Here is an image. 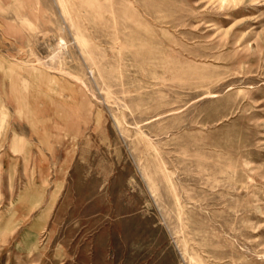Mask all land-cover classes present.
Listing matches in <instances>:
<instances>
[{"label": "rangeland", "instance_id": "rangeland-1", "mask_svg": "<svg viewBox=\"0 0 264 264\" xmlns=\"http://www.w3.org/2000/svg\"><path fill=\"white\" fill-rule=\"evenodd\" d=\"M0 191V264H264V0H0Z\"/></svg>", "mask_w": 264, "mask_h": 264}, {"label": "bare ground", "instance_id": "bare-ground-1", "mask_svg": "<svg viewBox=\"0 0 264 264\" xmlns=\"http://www.w3.org/2000/svg\"><path fill=\"white\" fill-rule=\"evenodd\" d=\"M224 1V0H223ZM222 2V1H221ZM123 15V14H122ZM121 17V16H120ZM122 19V18H121ZM120 19V20H121ZM125 19V18H124ZM127 19V18H126ZM115 20V19H114ZM117 20H119V19H117ZM119 20V23H122L121 21L123 20H121L120 21ZM115 22V21H114ZM124 23H125V21H123ZM118 23V24H119ZM127 23H129V22H127ZM125 25H123V28H126V27H124ZM119 27V26H118ZM123 28L121 29V30H123ZM128 28V27H127ZM172 28V27H171ZM128 31H130V30H128ZM129 33V32H128ZM128 35V34H127ZM122 37H123V34H122ZM126 37V36H125ZM153 38V37H152ZM125 41V40H124ZM134 43V42H133ZM152 43V42H151ZM147 44V43H146ZM121 45H122V40H121V35H120V30L118 29V30H116V32H115V38H114V51H115V55L117 56V58L118 59H121L120 58V54H121ZM151 45V44H150ZM154 45V44H153ZM157 45V44H156ZM155 45V46H156ZM138 46H139V44H138ZM144 46V45H143ZM149 46V45H148ZM141 47V46H140ZM150 47V46H149ZM154 47V46H153ZM159 47V46H158ZM157 46H156V48H158ZM63 48V47H62ZM138 48V47H137ZM144 48H145V46H144ZM147 48V47H146ZM145 48V49H146ZM139 49V48H138ZM151 49H153V48H151ZM161 49V48H160ZM160 49L158 48V53H157V55L159 54V52H160ZM139 50H141L142 51V49H139ZM147 50H149L148 48L146 49V50H144V51H147ZM135 51H137V50H135ZM172 51V50H171ZM157 52V51H156ZM141 53V52H140ZM147 53H149L148 51H147ZM155 53V52H154ZM161 53H163V51L161 52ZM160 53V54H161ZM174 53V52H173ZM173 53H171V54H173ZM137 54V53H136ZM139 54V53H138ZM142 54V53H141ZM150 54H152V53H150ZM164 54V53H163ZM168 54V53H167ZM153 55V54H152ZM114 56V55H113ZM135 56V55H134ZM160 56V55H159ZM161 56H162V54H161ZM167 56H170V55H167ZM115 57V56H114ZM127 57V56H126ZM134 58H136V57H134ZM129 60V59H128ZM131 60V59H130ZM133 60V59H132ZM135 60V59H134ZM140 59H138V61H139ZM120 61H122V59L120 60ZM134 62V61H133ZM139 62H141V61H139ZM147 62V61H146ZM138 63V62H137ZM136 63V64H137ZM144 63H145V61H144ZM143 63V64H144ZM125 64V63H124ZM147 64H148V62H147ZM12 65H13V63H12ZM118 65V64H117ZM123 65V64H122ZM152 65V64H151ZM120 66H121V64H120ZM136 66V65H135ZM141 66H142V64H141ZM140 66V67H141ZM118 67V66H117ZM138 67V66H137ZM153 67V66H152ZM18 68V67H17ZM119 68V67H118ZM8 69H9V67H8ZM13 70V69H12ZM139 70V69H138ZM153 71V70H152ZM151 71V72H152ZM137 72V71H136ZM141 72V71H140ZM154 72V71H153ZM172 72V71H171ZM150 73V72H149ZM155 74H156V72H154ZM138 74V73H137ZM143 74V73H142ZM150 75V74H149ZM148 75V76H149ZM152 75V74H151ZM150 75V76H151ZM145 76V75H144ZM147 76V75H146ZM156 77H157V74H156ZM149 78V77H148ZM150 78H152V77H150ZM155 77H153V79H154ZM157 80V79H156ZM159 80H161L160 78H159ZM13 148H14V146H15V144H17V142L16 143H14L13 142ZM12 147V146H11ZM17 150V149H16ZM13 151H14V149H13ZM20 151V150H19ZM22 151V150H21ZM14 152H17V151H14ZM42 182V184H45L46 183V180H42L41 181ZM41 184V185H42ZM14 190V189H13ZM0 196H1V191H0ZM30 198H32V197H30ZM33 200V199H32ZM31 201V200H30ZM36 201V200H35ZM34 202V201H33ZM35 207H36V204L35 203H31L30 204V206L28 205V206H26V207H22V212L19 214V215H17V213H18V207L17 206H15V202H10V204H9V208H7V210H6V212H4V213H1L0 214V221L1 222H3V227H1L0 228V240H1V238L3 237V235L5 234V233H7V232H12L13 230H14V227H16L19 223H22V222H26V221H28V219H29V216H30V212L33 210V209H35ZM5 223H6V225H5ZM11 225H12V227H11ZM43 229V228H42ZM41 229V230H42ZM49 236L51 235V234H48ZM41 236H40V230H38V228L37 229H35V228H33V230H32V232H29L28 234H27V237H26V243H27V246H28V248L30 249V250H35L37 247H36V242H37V239H39ZM50 238V237H49ZM195 261V260H194ZM192 262V261H191ZM193 264H195L194 262H193Z\"/></svg>", "mask_w": 264, "mask_h": 264}]
</instances>
